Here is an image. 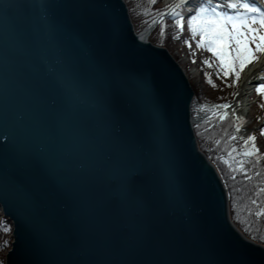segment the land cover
Wrapping results in <instances>:
<instances>
[{
    "label": "water",
    "instance_id": "95a60500",
    "mask_svg": "<svg viewBox=\"0 0 264 264\" xmlns=\"http://www.w3.org/2000/svg\"><path fill=\"white\" fill-rule=\"evenodd\" d=\"M50 26L63 31L53 37ZM75 42L113 72L147 82L158 119L123 88L110 107L141 141L167 126L173 189L140 168L125 200L105 176L126 153L64 94ZM193 97L170 51L135 32L124 0H0V208L13 225L6 264H264V246L230 225L225 185L197 143ZM33 209L53 222L66 251L49 254Z\"/></svg>",
    "mask_w": 264,
    "mask_h": 264
},
{
    "label": "snow or ice",
    "instance_id": "6c2138e0",
    "mask_svg": "<svg viewBox=\"0 0 264 264\" xmlns=\"http://www.w3.org/2000/svg\"><path fill=\"white\" fill-rule=\"evenodd\" d=\"M190 2L191 0H181V7H186ZM47 7L45 6L41 17L46 23H48ZM226 9L234 11H226ZM173 15L179 17L177 22L183 29V14L173 11ZM189 20L192 32L199 33L202 37L198 43L201 46L207 43L208 47L220 57L226 69L225 75H231L236 67L242 70L246 62L251 63L252 60H258V55L254 53L264 52V3H260V0H239V2L237 0H204V3L195 9V14L189 16ZM60 31L63 30L50 26L53 37ZM233 42L236 50L235 54L231 55L228 46ZM253 44L255 48L252 47ZM70 57L71 63L68 70L62 73L60 78L65 96L70 101H74L78 107L88 110L92 116L97 118L100 126L112 134L115 139H122L126 157L110 162L104 172L106 177H113L117 180L115 190L118 194L125 200L134 198L135 189L131 181L140 168L155 169L159 181L169 190L173 189L175 174L168 145L167 126L162 122L154 126L150 141L144 142L135 133L123 131L110 107L113 92L123 88L145 104L146 110L158 119L155 105L150 99L147 82L133 75L113 72L105 63L86 53L83 47L76 42ZM81 66L86 68V73L81 71ZM235 75L238 81L240 71H236ZM225 107L229 106L225 105ZM227 115L226 113L225 116ZM114 130H119L121 136H115ZM261 132L264 133V128ZM255 139V134L248 137V140L254 141ZM247 142L246 140L245 143ZM256 152H259V148H256ZM261 214H264V210H261ZM29 218L45 238L51 256L66 251L68 245L50 219L42 217L35 209L29 212ZM63 264H77V262L66 260Z\"/></svg>",
    "mask_w": 264,
    "mask_h": 264
},
{
    "label": "rangeland",
    "instance_id": "374dc122",
    "mask_svg": "<svg viewBox=\"0 0 264 264\" xmlns=\"http://www.w3.org/2000/svg\"><path fill=\"white\" fill-rule=\"evenodd\" d=\"M124 1L127 4V6H129L130 14L133 21V26L135 31L138 33L139 31H141L139 24L144 23L146 21V18L139 15L137 17L132 15L131 8L133 6V3H137L138 0H124ZM147 1L148 0H146V2ZM149 3L153 4V6L155 5L158 6L166 5V7L170 6L167 0H155V2H153V0H149L147 4ZM137 10L138 8L135 9V12H138ZM257 26L259 27V25ZM181 32L183 33V35H181ZM180 36H181L180 37L181 40H179L178 38V40H175L174 42H172V40H165L166 42L171 41L170 43H168L169 45H166L167 48L169 49L170 53L174 54V58L180 62V65L182 69L185 71L186 75L187 72L188 75H190V77H188V75L187 77L189 78V82L193 87V89L196 88V90H198L199 93H203L206 97L212 98V100L200 99L199 100L200 103H199L195 98L196 97V93H195L194 100H192L193 118L198 119L199 121L197 120L198 122L193 124L194 132L196 128L201 127L205 124H208L206 126L207 127L206 129L209 130L214 129L213 126L219 124L221 120L229 116V115L225 116L226 113L232 115L234 114L235 117L239 120L240 125L236 127V134L233 135L234 137L233 143L238 144L242 141L248 140V137L252 134H255L256 136V139L254 141L251 140L252 142L249 149L245 147L246 150H244L234 146L235 156L237 158H243L244 155H248L249 153L248 150L252 149L250 152L253 155H255L259 161L264 162V133L261 132V129L264 128V106H262L264 105V87H262L264 86V79L258 81L257 78L252 76V79L250 80V83L247 86L248 89L245 90L244 92L245 94L241 97V101L238 100L239 93L243 89L244 77L248 69L256 62V60H252L251 63L246 62V66L243 67L242 70L237 67L236 71H240V76L237 81L235 75L236 71L234 69L231 75H225L224 67L217 58L216 53L208 48L207 43H205L203 46H201V44L198 43V41L201 40L202 37L200 36L199 33L192 32V26L190 20L187 28L185 22L183 29L181 30L180 28ZM253 46L255 48L254 44ZM235 50H236V45L235 47H233V55L235 54ZM184 53H187V55H189V57L193 61V66H191L188 59L183 56ZM254 54L258 55V60H259L261 55L264 54V52H259ZM190 67L191 68L195 67L196 70H193L195 69L193 68L192 71ZM206 74H209L210 76V82H212L211 86L210 85L208 86V84L205 82ZM229 85L231 86L229 87ZM231 90H233V94L230 98H228L227 93H229ZM216 98L218 99L217 101L214 100ZM204 101H206L207 103H204ZM232 101L233 103L236 102L234 109L231 108L221 109L222 107H224V104L226 102L228 103ZM195 104H197V106ZM246 105H248V107L245 108L246 112H244V110L241 107L242 106L246 107ZM241 128L244 130H241ZM238 129L240 130L239 134H237ZM195 136H196V132H195ZM256 148H259V152H256ZM205 155L208 157L209 160H211L206 153ZM221 179L223 181V178ZM0 213H2L1 210ZM3 218L4 215L0 214V242L6 239L5 231L1 229ZM12 233L13 231L10 233V235H8L9 238L11 239V245L13 241ZM11 245L9 247H6L4 250L0 252V257L3 258L2 264H6V254L8 250L11 248Z\"/></svg>",
    "mask_w": 264,
    "mask_h": 264
},
{
    "label": "trees",
    "instance_id": "16d2710c",
    "mask_svg": "<svg viewBox=\"0 0 264 264\" xmlns=\"http://www.w3.org/2000/svg\"><path fill=\"white\" fill-rule=\"evenodd\" d=\"M147 2L146 0H138L137 3H133V10L131 8L133 16L137 17L139 15L146 18L144 23L139 24L140 29L146 22L166 8V6L160 5L153 6V4H147ZM136 8H138V12H135ZM178 19V16H166L152 33L151 41L155 44L166 46L171 41L166 42L165 40H172V42L178 40L180 33ZM228 51L229 54L233 55V43L229 44ZM217 58L221 62L220 57L217 56ZM234 70L236 71L237 67ZM205 82L208 86H211L212 82H210L209 74H206ZM194 89L196 98L212 100V98L206 97L203 93H199L196 88ZM232 94L233 90L227 93V97L230 98ZM214 100L217 101L218 99ZM228 115L219 124L213 126L214 129H206L208 124L196 128L198 144L200 149L215 164L220 176L223 178L228 192L232 220L245 235L264 245V214H261V210H264V162L259 161L253 154L244 155L243 158L235 156L234 146L246 150L245 147L249 149L252 141L247 140V144L245 143L246 140L238 144L233 143V135L240 122L234 114ZM251 150H248L249 153H251ZM1 229L5 231L6 239L0 242V252L11 245V239L8 235L13 231L12 222L4 217ZM0 262L3 263L2 257H0Z\"/></svg>",
    "mask_w": 264,
    "mask_h": 264
},
{
    "label": "bare ground",
    "instance_id": "6f19581e",
    "mask_svg": "<svg viewBox=\"0 0 264 264\" xmlns=\"http://www.w3.org/2000/svg\"><path fill=\"white\" fill-rule=\"evenodd\" d=\"M168 2H169V4H170V6H169V9H170V11L171 10H173L176 6H178V5H180L181 4V0H167ZM201 3L199 2V1H197V0H191V2H190V8L191 9H194V8H198V6L200 5ZM128 7V6H127ZM151 28H153V25L152 26H148V27H146L144 30H141V31H139L137 34L141 37V38H146L147 36H149L151 33H152V29ZM151 29V30H150ZM171 55L174 57V54L173 53H171ZM252 76L253 77H255V78H257L259 81H261L262 79H264L263 78V76H264V54H262L261 55V57H260V59L258 60V61H256L249 69H248V71H247V73H246V75H245V77H244V82H243V89H242V91L239 93V96H238V100H240L241 101V97L245 94L244 92H245V90H247L248 89V85H249V83H250V80L252 79ZM193 91H194V94H195V89H193ZM235 104H236V102L235 103H233L232 104V106H230L229 107V109L231 108V109H234V106H235ZM248 107V105H246V107L245 106H242L241 108L244 110V112H246V109L245 108H247ZM227 109L228 107H222L221 109ZM247 112H248V110H247ZM195 120H197V119H195ZM193 121H194V119H193ZM195 122H193V124H194ZM241 130H244V129H242L241 128ZM246 131V130H245ZM201 150V149H200ZM202 151V150H201ZM203 152V151H202ZM212 162V161H211ZM213 163V162H212ZM214 164V163H213ZM214 166H215V164H214ZM216 167V166H215ZM217 169V168H216ZM221 177V176H220ZM222 178V177H221ZM228 203H229V200H228ZM1 210V209H0ZM1 212H2V210H1ZM229 212H230V206H229ZM3 213V212H2ZM2 213H0L1 215H3ZM230 218H231V216H230ZM232 221V222H231ZM231 223L233 224H231L230 223V225L235 229H237V231H238V233L239 232H241V234H244L243 233V231L239 228V226L232 220V218H231ZM245 235V234H244ZM249 240H251V241H253V242H255V244L257 243V244H261V243H259V242H257V241H255V240H253L252 238H249L247 235H245ZM261 245H263V244H261ZM264 246V245H263Z\"/></svg>",
    "mask_w": 264,
    "mask_h": 264
}]
</instances>
